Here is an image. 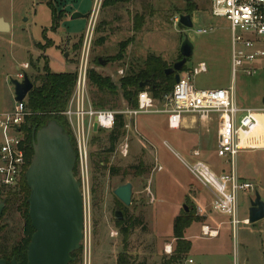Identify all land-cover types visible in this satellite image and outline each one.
Listing matches in <instances>:
<instances>
[{
    "label": "rangeland",
    "instance_id": "rangeland-1",
    "mask_svg": "<svg viewBox=\"0 0 264 264\" xmlns=\"http://www.w3.org/2000/svg\"><path fill=\"white\" fill-rule=\"evenodd\" d=\"M59 1L58 7H63L65 0ZM94 1L92 0L89 8L90 12ZM189 1L195 6L191 13V28H184L173 22L175 15L186 14L183 11L187 0H98L89 56L90 68L94 67L102 76L117 82L122 77L120 70L124 74L130 63L141 64L148 54L160 56L168 67L180 59L179 47L187 37L193 45V53L183 70L189 73L199 62L206 65V72L192 78L197 89L232 87L239 106L253 109L261 107L264 98V69L258 68L251 75L238 73L232 81L228 23L224 18L210 14L209 0ZM51 2L52 0H0V18L11 26L10 32L0 33V112L10 110L14 105L10 80L22 79L18 71L22 64H28L23 75L26 74L29 79L40 71L47 60L52 72L76 70L81 50L80 39L82 40L88 26L90 12H87L86 18H80L83 20L77 30L72 31L73 28L69 25L64 26V29L58 28L59 22L52 21L48 6ZM199 28H205L207 32L196 33ZM99 58L106 60V63L99 65ZM32 65L36 67L33 69ZM87 92L91 100L95 89L89 81ZM115 104L113 110H121L126 106L121 95ZM141 115L145 114L138 116L142 117ZM159 116H163L162 113ZM212 119L211 131L208 130L209 125L203 127L200 148L205 143L209 147L201 159L213 156L211 160L215 163L207 161V164L214 172L234 169L236 174L251 182V190L238 193V218L246 220L250 201L254 199L256 192L264 203V148L243 150L235 157L234 163L225 162L214 153L216 118L212 116ZM180 127L172 130V137L181 140L188 147L195 141L199 130ZM108 133L109 131L101 130L91 136L88 181H83V186L89 193L88 200L85 199V223L90 264H116L119 254L127 256L130 264H161L173 253L174 243L170 253H166L163 241L152 236V213L151 208L147 207L145 193H135L130 205L125 206L129 215L138 216L142 220L141 225L132 228L127 237L121 235L114 218L115 212H121V206L124 205L114 197L113 190L118 184L125 182L133 183L137 192L145 188L146 178L151 170V158L147 150L135 147L137 140L127 129L116 143L114 151L105 153L108 148ZM124 143L129 144V153L125 156L120 153ZM170 164L171 167H178L174 161ZM110 166L120 168L118 174L110 175ZM130 166L138 168L126 169ZM77 170L76 179L82 183L79 166ZM187 207L192 206L189 203ZM203 209L207 215L214 214L210 217V223L214 226L218 221V226L224 224L221 221L230 226L226 217L211 210V201ZM195 213L200 214L198 208H195ZM0 224H6L5 235L9 242L21 237L24 219L19 212L11 210ZM205 238L208 237L201 236L199 225L192 224L187 239L193 249L184 264H189L188 258L192 259L193 264H264V218L254 224L238 225L236 233L232 229L223 231L217 239V253L203 259L199 251L211 242ZM80 248L77 260L78 264H83V248Z\"/></svg>",
    "mask_w": 264,
    "mask_h": 264
},
{
    "label": "built area",
    "instance_id": "built-area-1",
    "mask_svg": "<svg viewBox=\"0 0 264 264\" xmlns=\"http://www.w3.org/2000/svg\"><path fill=\"white\" fill-rule=\"evenodd\" d=\"M89 13L88 26L81 40L80 56L76 67V81L66 109L61 113L74 137L76 161L80 169L81 191L84 203L83 237L80 246L83 248V264H90V246L85 223V199L89 197L83 181H88L89 147L91 136L98 131H110L114 128L116 115L124 120V128L130 129L131 121L140 114L162 113L167 117L169 128L177 129L181 125L183 114H194L198 117L216 118V155L227 162L234 163L237 154L242 150L254 149L251 133L258 126V114H264V105L253 109L239 106L234 98L232 87L220 89H197L192 78L206 72L204 62H199L191 72H182L179 81L172 91L157 100L143 90L137 94V105L132 108L127 104L121 110L95 108L88 96L87 82L90 69V49L96 20V4ZM96 12V13H95ZM209 12L213 17L224 18L228 23L229 61L232 81L238 73L251 75L258 68L264 69V0H209ZM179 24V15L173 18ZM193 22V20H192ZM211 29V28H210ZM207 29L199 28L196 33H206ZM28 64L19 68L23 77ZM123 76V70L119 72ZM27 115L25 99L14 101L10 110L0 112V188H11L18 185L25 168V145L21 126ZM127 144L121 146V154H127ZM198 155L197 152H194ZM190 174L212 194L211 210L228 218L232 232L248 220L238 218V193L251 190V182L237 177L234 169L228 172H214L207 163L196 160L185 165ZM199 212L201 210L198 208ZM202 237H216L217 229L202 225ZM170 248L168 252L170 253ZM191 262V260H189Z\"/></svg>",
    "mask_w": 264,
    "mask_h": 264
},
{
    "label": "trees",
    "instance_id": "trees-1",
    "mask_svg": "<svg viewBox=\"0 0 264 264\" xmlns=\"http://www.w3.org/2000/svg\"><path fill=\"white\" fill-rule=\"evenodd\" d=\"M52 2L48 5L51 9L52 21L58 23L61 15L58 10V8H60L58 7L60 1L52 0ZM186 3L187 6L183 13L191 16L192 11L195 10V6L192 1L187 0ZM35 67V65H32L33 69ZM166 68V62L160 56L148 54L141 64L130 63L124 75L117 82H113L109 77L102 76L94 67H91L88 71V81L95 89V93H93L91 98V103L95 108L113 109L116 107L115 103L119 95H121L126 104L134 108L137 105V94L143 90L147 91L152 98L160 100L163 96L172 91L175 84L174 74L176 72L165 74L164 70ZM183 68L179 74L184 71ZM30 81L33 86L25 98L27 115L21 126L26 153L25 168L18 185L11 188H0V202H4L0 223L11 210L19 212L24 219L21 237L11 242L8 241L5 235L6 224H0V258L4 259L7 264H10L13 257L19 264H26L27 245L33 233L30 219L27 214L29 189L25 180V172L32 157L31 143L33 128L37 130L45 126L48 122L55 121L69 136L73 152L77 155L74 137L65 117L61 114L66 109L69 98L73 92L76 81V71L52 72L49 69L47 60L40 71L30 76ZM143 82H146V85H141ZM124 133L123 117L117 114L114 128L106 135L108 148L105 153L109 154L114 151L116 143ZM77 166L78 164L76 161L73 170L75 177L78 171ZM129 168L133 170L138 168V166H130L126 169ZM119 171L120 168L115 166H110L109 168V173L112 176L118 174ZM121 213L123 218L121 220L115 219L117 221L116 226L121 235L127 237L132 228L141 225L142 220L138 216L129 215L125 206H121ZM198 220L199 216L195 213L194 207H191L188 211H182L174 218V250L161 264H182V261L187 257L191 248L190 241L185 238V231L192 222ZM80 249L71 253L73 260L69 264H78L77 255ZM116 264H130V262L127 256L119 254L116 259Z\"/></svg>",
    "mask_w": 264,
    "mask_h": 264
},
{
    "label": "water",
    "instance_id": "water-1",
    "mask_svg": "<svg viewBox=\"0 0 264 264\" xmlns=\"http://www.w3.org/2000/svg\"><path fill=\"white\" fill-rule=\"evenodd\" d=\"M85 17L73 13L71 19ZM179 24L191 28L189 14L179 15ZM8 24L0 18V32H7ZM193 53V45L185 37L179 47L181 59L164 70L165 74H174L175 83L179 81V72ZM66 56V54L64 55ZM99 65L106 60L98 59ZM13 99L21 102L32 88V82L26 74L21 80L11 79ZM141 85H146L143 82ZM264 105V98L262 99ZM32 157L25 172L29 189L27 198L28 217L33 229L27 245L26 264H69L71 253L80 249L84 226V203L81 184L74 176L76 155L71 147L70 138L55 121L32 131ZM113 195L124 205L131 203L132 184L126 182L113 190ZM4 202H0V216ZM185 211L188 210L183 206ZM116 220L123 218L120 211L114 214ZM264 218V203L258 193L250 202L248 223L252 224ZM0 264H7L0 258ZM10 264H19L13 257Z\"/></svg>",
    "mask_w": 264,
    "mask_h": 264
},
{
    "label": "crops",
    "instance_id": "crops-1",
    "mask_svg": "<svg viewBox=\"0 0 264 264\" xmlns=\"http://www.w3.org/2000/svg\"><path fill=\"white\" fill-rule=\"evenodd\" d=\"M91 3L92 0H65L64 6H60V8H58L59 12L61 13L58 28L61 27L64 29V26L69 25L71 28H73L72 31L77 30L83 19H71V15L77 12L85 15V17L81 18H86L88 16L87 12L89 11L90 6H92ZM8 26L9 30L7 32H10L11 26L9 24ZM15 68H17V66ZM162 115L163 116H159V113H152L141 115L142 117L137 116L131 121L130 129H127V131H130L132 133L131 135H133V137H135L137 140V145L135 147L139 146L140 150L142 151L147 150L152 163L149 176L146 178L145 188L137 192V190H135L134 184L130 182L132 184V195L135 193H145L148 203L147 207L151 208L152 213V236L159 241H163L164 251L165 249L166 251H168L169 248L170 250L172 249V243H174L173 221L177 215H179L182 211H185L183 206L187 207V204L190 203L192 207L199 208L201 210L200 214L198 215L199 220L192 222L191 225L186 229L185 238L187 239V234L192 224L199 225L200 229L202 224H206L210 228L218 230L216 237L205 238L206 241L211 242L208 243V245L203 246L199 251L202 258L204 259L206 256H211L212 254L217 253V239L220 237L223 231H227L229 229L231 230L230 226L226 225L225 222L221 220L220 221L224 224L220 226H218L219 221L217 222L216 226H214L212 222L210 223V217H213L214 214L207 215L203 208H206V206L212 200V194L190 174L185 166L186 164H190L196 160H201L205 163H207V161L215 163L212 161L213 156L201 159L202 156L205 155V151L207 152V148L209 147L208 144L205 143L203 145L204 147L200 148L201 136L204 133L203 127L209 125L208 130L211 131L210 126L213 119L212 117L200 118L194 114H183L184 116H181L180 126L186 128L192 127L199 130L198 133H196L195 141L192 142L190 146L186 147V145H183L181 140H177L172 137V130L176 129L169 128L166 115ZM134 134L139 138L134 136ZM127 147L128 154L129 144ZM194 152H197L198 155H195ZM214 153L216 155L215 151ZM223 160L226 162L225 159ZM171 161L177 163L178 167H171ZM236 175L239 179L248 181L238 174ZM121 184H118L117 186ZM187 208L189 210L191 207ZM246 219L248 220V214ZM192 249L193 248L191 244L188 255L192 253ZM189 260H191V262H189ZM185 262L186 258L182 263L184 264ZM187 262L189 264H193V261L190 258L187 259Z\"/></svg>",
    "mask_w": 264,
    "mask_h": 264
},
{
    "label": "bare ground",
    "instance_id": "bare-ground-1",
    "mask_svg": "<svg viewBox=\"0 0 264 264\" xmlns=\"http://www.w3.org/2000/svg\"><path fill=\"white\" fill-rule=\"evenodd\" d=\"M258 126L250 135V145L256 148H264V114H258Z\"/></svg>",
    "mask_w": 264,
    "mask_h": 264
}]
</instances>
